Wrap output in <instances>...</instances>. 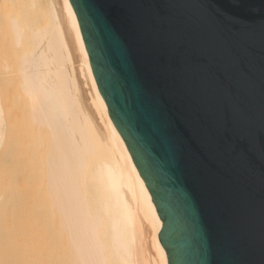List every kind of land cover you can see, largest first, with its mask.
I'll use <instances>...</instances> for the list:
<instances>
[{
    "label": "water",
    "instance_id": "water-1",
    "mask_svg": "<svg viewBox=\"0 0 264 264\" xmlns=\"http://www.w3.org/2000/svg\"><path fill=\"white\" fill-rule=\"evenodd\" d=\"M69 2L108 116L162 221L157 240L168 264H264V0ZM96 18L126 50L121 79ZM170 57L205 72L226 105L241 108L246 126L235 128L226 106L227 130L209 151L179 105L157 88L153 68L165 70ZM141 106L151 126L174 139L177 159L167 172L138 119Z\"/></svg>",
    "mask_w": 264,
    "mask_h": 264
},
{
    "label": "bare ground",
    "instance_id": "bare-ground-1",
    "mask_svg": "<svg viewBox=\"0 0 264 264\" xmlns=\"http://www.w3.org/2000/svg\"><path fill=\"white\" fill-rule=\"evenodd\" d=\"M49 4L43 23L34 15L25 27L7 24L13 47L25 31L30 39L19 76L35 128L49 135L51 215L13 216L0 193V264H168L157 240L162 221L108 116L74 10L69 0ZM4 117L0 94V147Z\"/></svg>",
    "mask_w": 264,
    "mask_h": 264
},
{
    "label": "rangeland",
    "instance_id": "rangeland-1",
    "mask_svg": "<svg viewBox=\"0 0 264 264\" xmlns=\"http://www.w3.org/2000/svg\"><path fill=\"white\" fill-rule=\"evenodd\" d=\"M49 2L37 0L39 8L33 12L31 0H0V94L6 122V140L0 147V193L11 202L9 214L16 217L51 215L44 173L50 145L49 135L36 129L32 122L30 105L20 84V59L30 50L27 49L30 48L28 33L25 31L21 47H13L7 23L8 19L15 18L25 27L34 15L43 23L48 16ZM16 169H22L20 177ZM12 264H21L20 259Z\"/></svg>",
    "mask_w": 264,
    "mask_h": 264
},
{
    "label": "snow or ice",
    "instance_id": "snow-or-ice-1",
    "mask_svg": "<svg viewBox=\"0 0 264 264\" xmlns=\"http://www.w3.org/2000/svg\"><path fill=\"white\" fill-rule=\"evenodd\" d=\"M102 38L110 42L109 62L113 65V72L117 79L122 78L119 66L127 62V53L122 43L116 39L110 28L101 18H96ZM156 74L158 89H163L179 105L181 114L186 125L190 126L193 132L204 137L209 151L212 150L217 135L227 130V121L223 118L222 112L227 106L230 112L232 124L237 129L246 126V118L238 105H226V101L208 75L198 70L181 57H170L167 68L163 71L153 68ZM133 107L136 101H132ZM153 103L159 105V98L154 93ZM138 119L144 125L145 135L153 145L152 153L160 162L161 172L168 171V165L177 159V147L171 136H161L159 130L152 127L150 113L143 111L142 106L138 109ZM166 125L171 126L172 121L164 116ZM254 144V141H252ZM260 155L264 157V143L260 145Z\"/></svg>",
    "mask_w": 264,
    "mask_h": 264
}]
</instances>
